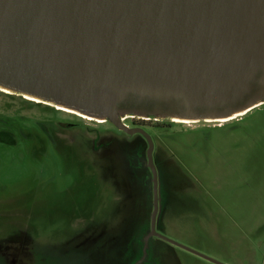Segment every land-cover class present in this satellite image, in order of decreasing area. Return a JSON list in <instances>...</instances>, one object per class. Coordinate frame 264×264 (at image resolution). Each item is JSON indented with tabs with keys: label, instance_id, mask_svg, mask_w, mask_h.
<instances>
[{
	"label": "rangeland",
	"instance_id": "1",
	"mask_svg": "<svg viewBox=\"0 0 264 264\" xmlns=\"http://www.w3.org/2000/svg\"><path fill=\"white\" fill-rule=\"evenodd\" d=\"M53 116L78 117L0 92V127L15 139L0 141V212L28 218L33 264H134L146 193L125 158L140 137L111 126L97 149L79 129L54 144L29 119ZM175 123L155 151L165 189L159 231L224 264H264V106L221 127ZM150 247L158 264H215L157 238Z\"/></svg>",
	"mask_w": 264,
	"mask_h": 264
},
{
	"label": "water",
	"instance_id": "2",
	"mask_svg": "<svg viewBox=\"0 0 264 264\" xmlns=\"http://www.w3.org/2000/svg\"><path fill=\"white\" fill-rule=\"evenodd\" d=\"M0 89L121 129L230 119L264 102V0H0Z\"/></svg>",
	"mask_w": 264,
	"mask_h": 264
},
{
	"label": "flooded vegetation",
	"instance_id": "3",
	"mask_svg": "<svg viewBox=\"0 0 264 264\" xmlns=\"http://www.w3.org/2000/svg\"><path fill=\"white\" fill-rule=\"evenodd\" d=\"M0 92L4 93L5 96H10V95H15V96H21L24 100L28 102H34L36 104H44L45 106H49L50 108L55 107L53 105L44 103V102H39L27 97H24L23 95L12 93V92H7L2 89H0ZM264 106V102L261 103L260 105H257L256 107L248 110L247 112L236 115L235 117H232L227 120H221V121H216L217 123L212 125V126H217L221 127L225 123L231 122V121H240L243 119L244 116L247 114L251 113L252 111L262 108ZM56 110H62L65 111L61 108L55 107ZM68 112V111H66ZM73 114L78 115V117H83L82 115H79L74 112H70ZM21 116V115H20ZM22 117V116H21ZM57 116H53L49 118V120L44 119V120H38L34 118H29L30 120L34 121V124L38 127L40 131L43 132V134L49 138L54 144L55 141H61L63 138L66 140L65 132H71L74 131L75 129L81 130L85 135H87L89 138L93 139V144L94 148L97 149L100 146H103L102 141H98V139H101L103 136H109L112 132V127H116L109 123L108 121H97L93 120L91 118L83 117L91 121H96L98 123L101 122H108L106 126L103 125H97L96 127H85V126H80V122L77 121L79 120L78 117L72 116L75 118V121H71L69 119H62L61 117L56 118ZM55 119H59L58 121ZM53 120V121H52ZM126 120V121H125ZM177 121H174L172 119H168V122L162 123L159 121V119H155L153 117H148V118H141V117H136V116H125L122 118V123L126 125L127 129H121L117 128L116 129L119 132H122L126 135L129 136H139L141 139V144L136 145L134 148L130 149L129 153H127L129 158H125L127 160L129 169L133 172L134 175H136L143 183V189L145 190L146 193V199H145V219L142 224L141 231L139 234L133 238L134 242V252L137 254L138 250L137 248L139 247L140 252L135 261L140 257L142 254V239L143 236L146 233L151 232V237L148 238L147 240V255L148 251L151 249L150 247V240L152 238H157L166 242H169L175 246H178L186 251H189L193 254H196L200 257L201 255L194 253L191 250H188L184 247H182L179 244H182L172 238H169L167 236H164L161 234L159 231L158 227L161 225L162 222V217H163V198H162V193L165 192L164 186H162V180H161V174H160V163L159 160L155 158V151L158 147H162L163 144V137L161 136L162 133H167L168 131H172L173 127H175ZM180 122V121H179ZM184 123H189V122H184ZM23 133V132H22ZM13 132L12 129L9 127L7 129L1 128L0 127V141L6 143V144H13L15 143V139L12 137ZM72 138V137H70ZM149 141H151L152 148H151V157H152V166L154 169L155 175L152 173L153 169L148 165L147 161V150L150 146ZM127 157V156H126ZM144 169L146 172H144ZM154 203L156 204V211H155V206ZM154 214V217L152 215ZM28 219V218H27ZM26 220L22 219V216L18 214V212H15L13 210H9L7 212H0V244L2 243H8V242H13L14 239L12 236H20L17 238V242L19 244L22 243L23 245L20 248L18 243L15 242L14 245H12L11 248H15L17 250V253H14L12 255L9 254L7 251V248L4 247L3 245L0 247V264H33L34 259L33 255H35L34 252L32 254L30 253V247L27 245V240L28 236L26 235V230L28 228L29 222ZM159 235H163L164 237H167L168 240L165 238H162ZM25 239V241H24ZM171 240L179 243L172 242ZM185 245V244H183ZM187 246V245H185ZM189 247V246H187ZM153 250V249H152ZM151 250V252H152ZM194 250V249H193ZM36 256V255H35ZM207 261H210L209 259L202 257ZM31 259V260H30ZM30 260V262H27ZM27 262V263H22V262ZM143 264H158L159 262L154 261L152 258L147 257ZM212 262V261H210ZM215 263V262H213ZM217 264V263H215Z\"/></svg>",
	"mask_w": 264,
	"mask_h": 264
},
{
	"label": "bare ground",
	"instance_id": "4",
	"mask_svg": "<svg viewBox=\"0 0 264 264\" xmlns=\"http://www.w3.org/2000/svg\"><path fill=\"white\" fill-rule=\"evenodd\" d=\"M9 93V92H8ZM27 98H30V99H33L32 97H29V96H26ZM57 108H61V109H63V110H65V111H68V112H73V111H71V110H69V109H66V108H63V107H60V106H57ZM81 115V114H80ZM238 115H240V114H238ZM83 117H86V116H84V115H82ZM87 118H89V117H87ZM221 120H226V119H219V120H217V121H221ZM98 121H103V120H98ZM174 121H177V122H191V121H189V120H178V119H174ZM206 121H212V120H206Z\"/></svg>",
	"mask_w": 264,
	"mask_h": 264
}]
</instances>
